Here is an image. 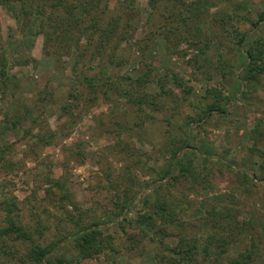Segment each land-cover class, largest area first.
Here are the masks:
<instances>
[{
  "label": "trees",
  "instance_id": "trees-1",
  "mask_svg": "<svg viewBox=\"0 0 264 264\" xmlns=\"http://www.w3.org/2000/svg\"><path fill=\"white\" fill-rule=\"evenodd\" d=\"M259 1L262 2V9L254 12L247 0H147L149 8L146 17L147 29L143 36L135 39L134 24L140 15L137 0H0L9 15L15 19L21 33V38L16 40L17 45L12 55L13 63L8 59L6 48L1 44L0 34L1 95L4 97L3 94L7 90L14 95L18 86L17 76L10 71L12 65L27 64L30 60H35L28 52L33 39L29 40L27 45L25 38L41 34L45 55L53 56L54 61L58 56L72 55L71 84L59 114L67 115L68 118L62 125H58L60 130L75 121L72 106H77L80 101L91 104L98 95L113 104H118L121 97L124 99L125 107L122 109L124 118L112 119L115 127L124 130L135 128L133 126L140 127L143 120L153 119L152 112L154 110L157 112L162 107L159 96L172 97L174 100L176 93L172 87H177L183 97L188 95L191 87L177 72L166 71L154 79L153 67L145 59L144 53L157 37L164 40L165 50L173 53L179 50L178 46L183 42L193 46L195 51L187 57L186 63L194 72L196 70L205 72L208 78H211L210 69L213 71L220 68L222 76H226L222 55L218 53L215 61L210 52L217 51L223 45L227 53L239 47L245 61L239 64L241 73L237 78L241 88L237 94L238 97L241 95L245 97L246 90L243 86L248 84L253 86L259 81V76L264 75V39L258 35L247 40L246 33L233 28L232 19L241 15L250 23L252 29L258 27V24L264 21V0ZM219 2L227 8L209 14V7L216 6ZM252 12L254 16L251 18ZM133 38L134 41L131 43ZM213 42L215 46H211ZM133 46L137 47L140 56L131 69L122 73L121 70L131 60L129 54ZM179 54L184 55L185 52L181 51ZM228 65L229 68L233 66L230 62ZM150 82L157 85V90L147 89ZM166 83L171 85L168 87ZM205 96L211 97V101L207 102L203 109L205 116L212 112L227 113L226 104L231 97L223 95L220 88L207 87ZM38 99L36 108L49 101L46 96ZM176 104L177 102L174 106ZM10 106L12 110L19 112L18 103L13 102ZM23 106L22 115L14 113L10 118L7 116L12 128H16L20 120L27 118L26 115L30 113L29 109L26 110L25 103ZM148 108L151 111L147 110ZM130 111L134 116L127 119ZM194 119L192 116L187 117L185 123L189 125ZM31 122L36 123L37 120L33 117ZM259 122L251 130L253 142L250 147L252 152H259L261 158L257 164L259 172L254 168H235L244 186L247 182L264 181V148L256 146L257 141L263 136L258 127ZM59 129L56 131L41 124L35 133L34 142L39 145L50 144L55 140ZM63 134L67 135L68 132ZM163 146L169 154L167 167L159 177L164 180L152 187V193L147 195L146 192L138 201V206L133 205L137 208L136 218L128 216V204L132 198L124 194L122 199L119 196L114 202L116 210L113 216L105 221L93 219L83 224L78 219L68 216L69 221L77 228L73 231L57 232L55 238L48 242L43 240L46 227L38 215H34L36 222L34 228L22 223L19 219L18 199L14 194L5 191L0 179V213L3 214L0 224V264H80L81 258L92 257L107 248L114 249V236L104 233L101 226L120 219L130 228L136 229V226H139L138 233L141 238L147 237L158 241L159 244L155 245L153 250L155 251L153 257L158 259L153 264H193L196 255H200L206 264H258L257 261L261 258L263 259L260 263L264 264V251L259 248L253 237L250 244L242 250H233L238 237L255 227L252 219L239 216L238 201L222 203L209 201L208 205L200 206L198 225H194L186 218L197 206L193 205L189 193L179 187L194 190L203 179L201 169H197L193 157L188 156L186 152L201 153L205 161L211 158V154L198 151V147L192 145L184 135H180L179 138H175V134L171 135ZM9 147L10 144L0 146L2 166L6 164L2 159ZM67 150L70 158L84 160L85 153L79 143L78 146L71 144ZM220 160L224 161L221 158ZM224 162L227 166H232L229 162ZM10 164L11 162L6 165ZM44 176L45 183L49 184L45 187V192L47 194L55 192L53 188L56 187L62 201L74 207L65 181L52 178L47 172ZM173 188L175 191L171 190ZM62 201L57 206L66 212V206ZM169 224L178 228L177 235L174 236L168 230ZM121 230V234L136 242L134 234L128 233L126 226L121 225ZM34 231L37 234H34ZM167 238L170 241L169 239L165 241ZM69 240L74 245L73 255L60 251Z\"/></svg>",
  "mask_w": 264,
  "mask_h": 264
},
{
  "label": "rangeland",
  "instance_id": "rangeland-1",
  "mask_svg": "<svg viewBox=\"0 0 264 264\" xmlns=\"http://www.w3.org/2000/svg\"><path fill=\"white\" fill-rule=\"evenodd\" d=\"M247 2L254 12L262 9V2L259 0H247ZM137 6L140 15L134 24L135 39L145 34L149 11L147 0H137ZM224 7L227 8L219 2L216 6L209 7V14L212 15L214 11ZM254 12L250 14L251 18ZM232 24L233 28L246 33L247 40L258 35L264 39V21L252 29L244 17L237 15L232 19ZM0 34L1 44L6 48L8 59L13 63L12 55L21 33L15 19L1 3ZM134 38L131 39V43ZM31 39L33 44L29 46L28 52L35 60H30L27 64H14L10 69L18 79L15 94L7 90L3 97L0 91V146L10 144L2 160L6 164L11 162L9 166L6 164L2 166L0 160V179L5 191L14 194L18 199L19 219L22 223L34 228L36 224L34 215H38L41 223L46 227L43 240L48 242L55 238L57 232H68L77 228L69 221L68 216L78 219L82 224L93 219L105 221L113 216L116 210L114 202L119 196L122 199L124 194L132 198L128 204V216L136 218L137 208L133 205L138 206L140 198L146 192L147 195L152 193V187L164 180L159 179L167 167L169 158L168 152L164 150V143L173 134L175 138L184 135L192 145L198 147V151L211 154V158L205 161L201 153L186 152L188 156L193 157L194 164L198 170L201 169L203 177L202 182L194 190L179 187L189 193L193 205L197 206L186 218H189L194 225H198L200 206L208 205L209 201L222 203L236 200L240 203L239 216L252 219L255 227L238 237L233 250H242L250 244L253 237L259 248L264 251V181L255 180L247 182L244 186L240 181L239 173L235 171L238 167L254 168L258 171L257 164L261 158L259 152L250 150L253 142L251 130L261 119L258 127L263 132V136L257 141L256 146L263 149L264 75L259 76V81L253 85L254 87L250 84L243 86L246 96L238 97L237 92L241 88L237 78L241 73L239 64L245 61L239 47L228 53L225 45L217 51L212 50L210 55L213 60L217 61L218 53L222 55L226 76H222L219 68L213 71L210 69L211 78H208L205 72L198 70L194 72L186 63L187 57L195 51L193 46L183 42L178 46L179 50L173 53L165 50L164 40L157 37L152 40L150 47L144 53L145 59L153 67L154 79L159 78L166 71L177 72L191 87L188 95L183 97L177 87H172L176 93L174 100L172 97L159 96L162 107L157 112L156 110L152 112L154 118L145 119L142 126H133L135 128L128 130L115 127L112 121V119L124 118L122 115V109L125 107L124 99L121 97L118 105L107 102L98 95L91 104L80 101L77 106H72L75 121L60 130L58 125H62L68 118L67 115L59 116V114L71 84L72 55L58 56L54 61L53 56L45 55L43 52L41 34L27 36L25 38L27 45ZM215 45L214 42L211 44V46ZM181 51L185 54H179ZM129 56L131 60L121 70L122 73L131 69L140 56L136 46H133ZM229 62L233 65L232 68H229ZM166 85L169 87L171 84L166 83ZM207 87L220 88L223 95L231 97L226 104L227 113L212 112L207 116L203 114L205 104L211 101V97L205 96ZM157 88L154 82H150L147 87L151 91ZM41 96H46L49 101L36 108L38 98ZM13 102L18 103L19 112L12 110L10 104ZM175 102H177L176 106H174ZM23 103L30 113H26L27 118H22L17 127L12 128L7 116L9 115L10 118L14 113L22 115ZM147 110L151 111L150 108ZM133 116L134 113L130 111L127 119ZM190 116L195 119L187 125L185 119ZM33 117L37 120L36 123H30ZM41 124L56 131L59 129L55 140L50 144L39 145L34 142L35 133L38 132ZM64 132L68 134L64 135ZM78 143L85 153L83 161L70 158L67 150L71 144L78 146ZM220 158L232 166H227ZM46 172L52 178L65 181L74 207L62 201L56 187L53 188L55 192L50 194L45 192V187L49 185L44 180ZM171 190L175 191V188ZM60 201L66 206V212L58 208ZM1 215L3 214L0 213V224H2ZM121 225L127 227L128 233L134 234L136 242L130 241L121 234ZM101 227L104 233L114 236V249L107 248L92 257L81 258L80 264H153L158 259L153 257L155 253L153 250L155 245L159 244L158 241L147 237L141 238L138 233L139 226H136V229L130 228L120 219L112 220ZM167 228L174 236L177 235V227L169 224ZM34 234H37L36 231ZM171 242L173 243L172 240ZM60 251L73 255L75 253L73 242L67 241ZM261 259L257 261L258 264ZM193 264L206 263L200 255H196Z\"/></svg>",
  "mask_w": 264,
  "mask_h": 264
}]
</instances>
